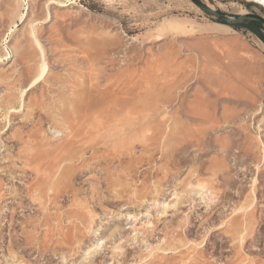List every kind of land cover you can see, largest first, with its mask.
<instances>
[{
  "label": "rangeland",
  "instance_id": "rangeland-1",
  "mask_svg": "<svg viewBox=\"0 0 264 264\" xmlns=\"http://www.w3.org/2000/svg\"><path fill=\"white\" fill-rule=\"evenodd\" d=\"M249 24L190 0H0V264H264Z\"/></svg>",
  "mask_w": 264,
  "mask_h": 264
},
{
  "label": "water",
  "instance_id": "water-1",
  "mask_svg": "<svg viewBox=\"0 0 264 264\" xmlns=\"http://www.w3.org/2000/svg\"><path fill=\"white\" fill-rule=\"evenodd\" d=\"M192 4H194L198 9H200L202 12H204L206 15L217 19L220 22H223L225 24H234V25H246L249 23H260L264 25V18L258 15L254 14H248L244 16H239L235 18H230L227 16H224L223 14L210 9L205 4H203L200 0H190Z\"/></svg>",
  "mask_w": 264,
  "mask_h": 264
},
{
  "label": "bare ground",
  "instance_id": "bare-ground-1",
  "mask_svg": "<svg viewBox=\"0 0 264 264\" xmlns=\"http://www.w3.org/2000/svg\"><path fill=\"white\" fill-rule=\"evenodd\" d=\"M247 1H252V0H247ZM253 1H255V2H258V3H262L263 1L262 0H253ZM262 1V2H261ZM263 5V4H262ZM46 71H47V67L46 66H44V68H43V71H42V75H41V78H43V77H45V75H46ZM37 83V82H36ZM115 146V145H114ZM240 230V229H239ZM236 232V231H235ZM235 234V233H234ZM178 241V240H177ZM161 243V242H160ZM162 246L164 247V248H171L172 246H176V245H174V244H172L173 242L171 241V240H168V239H166V240H164V241H162ZM162 247V248H163ZM185 245H179L178 246V248H177V250L179 249L180 251H177V254H181V253H183L184 252V249H185ZM159 248V247H158ZM166 250V249H165ZM186 252V251H185ZM164 264H168V262L166 261V263H164ZM190 264H194V262H191Z\"/></svg>",
  "mask_w": 264,
  "mask_h": 264
},
{
  "label": "trees",
  "instance_id": "trees-1",
  "mask_svg": "<svg viewBox=\"0 0 264 264\" xmlns=\"http://www.w3.org/2000/svg\"><path fill=\"white\" fill-rule=\"evenodd\" d=\"M249 25L254 26L256 28H259V29H264V26L260 23H257V22L250 23Z\"/></svg>",
  "mask_w": 264,
  "mask_h": 264
}]
</instances>
